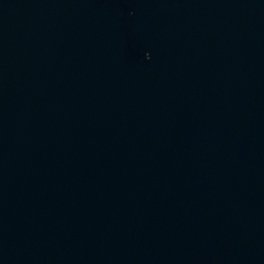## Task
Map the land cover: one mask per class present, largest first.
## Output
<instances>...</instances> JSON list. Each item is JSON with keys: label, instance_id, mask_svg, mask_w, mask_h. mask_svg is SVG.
<instances>
[{"label": "water", "instance_id": "1", "mask_svg": "<svg viewBox=\"0 0 264 264\" xmlns=\"http://www.w3.org/2000/svg\"><path fill=\"white\" fill-rule=\"evenodd\" d=\"M0 264H264V0H0Z\"/></svg>", "mask_w": 264, "mask_h": 264}]
</instances>
